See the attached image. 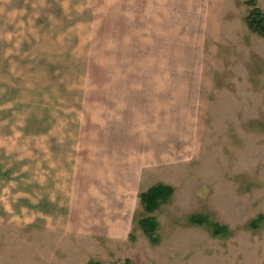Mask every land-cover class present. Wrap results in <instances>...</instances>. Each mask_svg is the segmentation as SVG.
<instances>
[{"label":"rangeland","instance_id":"1","mask_svg":"<svg viewBox=\"0 0 264 264\" xmlns=\"http://www.w3.org/2000/svg\"><path fill=\"white\" fill-rule=\"evenodd\" d=\"M248 2L0 0V264H264Z\"/></svg>","mask_w":264,"mask_h":264},{"label":"trees","instance_id":"2","mask_svg":"<svg viewBox=\"0 0 264 264\" xmlns=\"http://www.w3.org/2000/svg\"><path fill=\"white\" fill-rule=\"evenodd\" d=\"M250 5V10L245 18V24L248 30L260 37H264V11L255 6L254 2H248ZM172 194V188L163 184H156L145 192L139 194L140 203L143 205L145 211L152 212L158 207L166 202L170 195ZM189 221L193 224H203L205 223V218L197 216L191 217ZM258 219L250 223V227H257ZM139 225L142 228L145 235L150 239V241L155 242V230L157 228V223L154 218H143L139 221ZM225 229L219 225H213V233L220 234L224 232ZM87 264H99L94 261H89ZM127 264V263H126Z\"/></svg>","mask_w":264,"mask_h":264}]
</instances>
